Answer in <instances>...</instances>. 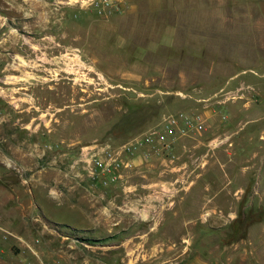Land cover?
I'll return each mask as SVG.
<instances>
[{
    "label": "rangeland",
    "instance_id": "rangeland-1",
    "mask_svg": "<svg viewBox=\"0 0 264 264\" xmlns=\"http://www.w3.org/2000/svg\"><path fill=\"white\" fill-rule=\"evenodd\" d=\"M89 1L0 0V264H264V0ZM178 112L172 162L76 163Z\"/></svg>",
    "mask_w": 264,
    "mask_h": 264
},
{
    "label": "built area",
    "instance_id": "built-area-1",
    "mask_svg": "<svg viewBox=\"0 0 264 264\" xmlns=\"http://www.w3.org/2000/svg\"><path fill=\"white\" fill-rule=\"evenodd\" d=\"M126 0H90L89 6L99 15L121 12ZM204 119L198 113L178 112L163 116L144 133L115 146L108 143H94L82 148L78 162L87 176L99 185L116 183L123 172L139 165L137 161L148 162L151 158L163 157L170 162L177 137L190 132H200Z\"/></svg>",
    "mask_w": 264,
    "mask_h": 264
},
{
    "label": "crops",
    "instance_id": "crops-1",
    "mask_svg": "<svg viewBox=\"0 0 264 264\" xmlns=\"http://www.w3.org/2000/svg\"><path fill=\"white\" fill-rule=\"evenodd\" d=\"M195 262H193L192 264H200L199 262H197L196 260H194ZM203 264H207L206 262H204Z\"/></svg>",
    "mask_w": 264,
    "mask_h": 264
},
{
    "label": "trees",
    "instance_id": "trees-1",
    "mask_svg": "<svg viewBox=\"0 0 264 264\" xmlns=\"http://www.w3.org/2000/svg\"><path fill=\"white\" fill-rule=\"evenodd\" d=\"M157 112H158V110H157Z\"/></svg>",
    "mask_w": 264,
    "mask_h": 264
}]
</instances>
